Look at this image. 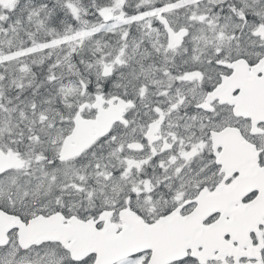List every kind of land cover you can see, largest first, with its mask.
Wrapping results in <instances>:
<instances>
[{
	"label": "snow or ice",
	"instance_id": "obj_1",
	"mask_svg": "<svg viewBox=\"0 0 264 264\" xmlns=\"http://www.w3.org/2000/svg\"><path fill=\"white\" fill-rule=\"evenodd\" d=\"M0 264H264V0H0Z\"/></svg>",
	"mask_w": 264,
	"mask_h": 264
}]
</instances>
